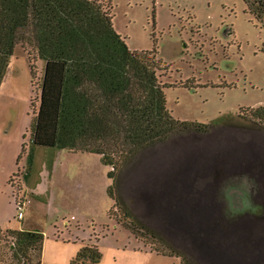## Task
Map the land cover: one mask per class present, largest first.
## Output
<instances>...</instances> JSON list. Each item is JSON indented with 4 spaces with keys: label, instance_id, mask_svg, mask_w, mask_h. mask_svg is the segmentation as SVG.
Wrapping results in <instances>:
<instances>
[{
    "label": "rangeland",
    "instance_id": "obj_1",
    "mask_svg": "<svg viewBox=\"0 0 264 264\" xmlns=\"http://www.w3.org/2000/svg\"><path fill=\"white\" fill-rule=\"evenodd\" d=\"M110 11L132 50H156L164 66L162 81L174 83L166 97L175 116L247 128L249 120L242 116L252 117L264 107V30L244 0H112ZM28 44L17 47L0 84L1 231L42 232V264H77L78 252L88 244L102 254L95 264H180L162 244L139 243L109 216L112 168L99 155L37 146L33 167H28L30 127L40 93V79L34 87L24 54L36 53ZM247 135L248 144L262 140ZM235 156L249 168L258 163L248 154ZM111 212L115 217L117 212ZM248 226L228 233L216 264H264V228ZM12 240L0 234V264H20L11 257ZM150 245L154 251L144 249Z\"/></svg>",
    "mask_w": 264,
    "mask_h": 264
},
{
    "label": "trees",
    "instance_id": "obj_2",
    "mask_svg": "<svg viewBox=\"0 0 264 264\" xmlns=\"http://www.w3.org/2000/svg\"><path fill=\"white\" fill-rule=\"evenodd\" d=\"M244 2L264 30V0ZM111 8L112 0H0V84L19 45L32 43L36 51V56L24 53L34 87L35 79H40L39 105L30 127L29 168L37 146L56 147L100 154L114 179L115 170L139 150L172 133L214 125L179 120L172 114L166 89L174 83L162 81L159 71L164 66L156 50H132L115 28ZM31 102L36 105L34 97ZM242 117L264 126V107L252 117ZM109 194L121 213L115 215L117 220L138 231L113 184ZM21 206L18 203V211ZM3 233L13 238L9 247L17 262L42 264V232L0 229ZM101 257L98 246L88 244L78 252L76 263L95 264ZM183 264L195 263L185 257Z\"/></svg>",
    "mask_w": 264,
    "mask_h": 264
},
{
    "label": "crops",
    "instance_id": "obj_3",
    "mask_svg": "<svg viewBox=\"0 0 264 264\" xmlns=\"http://www.w3.org/2000/svg\"><path fill=\"white\" fill-rule=\"evenodd\" d=\"M245 124H249L244 125L247 128L214 124L205 130L175 132L136 152L115 170L114 179L108 178L139 229H129L115 216L118 224L139 243L162 244V250L180 264L185 257L195 264H216L217 250L222 244L227 246L228 233L247 225L252 230L253 223L264 228V126ZM247 133L262 140L248 144ZM246 154L257 157L253 168L235 156ZM110 199L111 209L121 216L116 199ZM188 241L191 243L185 246ZM150 247L144 249L154 251ZM174 251L178 253H170Z\"/></svg>",
    "mask_w": 264,
    "mask_h": 264
},
{
    "label": "built area",
    "instance_id": "obj_4",
    "mask_svg": "<svg viewBox=\"0 0 264 264\" xmlns=\"http://www.w3.org/2000/svg\"><path fill=\"white\" fill-rule=\"evenodd\" d=\"M19 217H22V213L21 212H19Z\"/></svg>",
    "mask_w": 264,
    "mask_h": 264
}]
</instances>
